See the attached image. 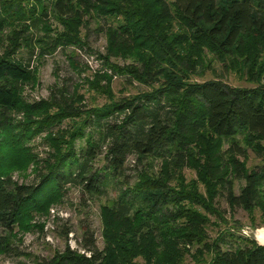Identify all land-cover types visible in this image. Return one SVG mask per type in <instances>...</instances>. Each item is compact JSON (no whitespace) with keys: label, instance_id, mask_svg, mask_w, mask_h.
Masks as SVG:
<instances>
[{"label":"rangeland","instance_id":"374dc122","mask_svg":"<svg viewBox=\"0 0 264 264\" xmlns=\"http://www.w3.org/2000/svg\"><path fill=\"white\" fill-rule=\"evenodd\" d=\"M8 2L12 9L0 14V57L30 62L35 71L33 81L22 86L21 107L5 119L0 111V177L11 176L18 183L36 184L40 173H48L61 158L78 159L89 144L102 143L93 116L167 82L221 79L231 86L264 85V35L245 39L232 54L220 58L187 29L173 8V17L165 18L158 0H146L136 20L115 9L107 18L116 28L134 24L139 34L144 33L142 26L150 24L148 28L164 36V45L174 48L176 56L160 52L145 38L133 50L112 47L105 18L96 13L81 21L67 20L55 12V0ZM33 8L37 15L49 12L48 21L32 26L27 13ZM151 62L157 65L152 78L145 75ZM132 67L142 78L129 71ZM62 90L74 104L75 114L52 102L53 92L60 98ZM201 122L202 131L190 148V166L170 172L160 159L138 160L132 155L122 176L105 179L103 195L70 187L66 194L55 191L37 198L11 232L0 231L16 250L7 254L1 246L0 264H39L67 246L76 248L83 241L85 225L92 228L101 249H118L120 264H216L220 250H235L252 241L264 245L257 237L264 230V185L262 205L250 209L230 206L226 189L231 184L240 194L247 185L246 175L264 165V136L244 130L229 140ZM92 170L103 176L109 173L105 151ZM239 172L243 177H238ZM160 180L189 196L159 205L153 225L161 235L150 237L152 225L143 224L138 215L125 222L112 219L113 205L124 192ZM117 236L126 238L121 246ZM190 237L194 240L187 241Z\"/></svg>","mask_w":264,"mask_h":264},{"label":"trees","instance_id":"16d2710c","mask_svg":"<svg viewBox=\"0 0 264 264\" xmlns=\"http://www.w3.org/2000/svg\"><path fill=\"white\" fill-rule=\"evenodd\" d=\"M145 2L146 0H55L54 10L67 20L81 21L92 13L104 17L105 32L114 48L133 50L145 38L158 46L160 52L176 56L174 48L164 45V36L148 28L150 24L144 28L142 26L145 34L137 33L132 26L134 24L119 28L110 25L107 13L112 9L122 10L136 20L137 10ZM158 3L165 18L173 17V8L185 21L187 29L220 58L232 54L239 44L245 43V39L264 35V0H158ZM9 9H12L11 3L0 0V14ZM37 12L33 8L27 13L32 26L48 21L49 12L41 11L40 15ZM156 66L155 62H151L145 68V75L152 78L151 70ZM129 71L142 78L141 72L135 68L132 67ZM34 75L30 62L22 64L0 57L2 119L21 107L22 86L31 83ZM54 93L51 95L54 104L66 112L76 113L74 104L70 103L63 90L60 98ZM93 117L101 131L102 143L89 144L78 159L76 156H72L71 160L61 158L50 166L48 173H40V181L36 184L18 183L11 176L0 177V231L11 232L29 210L28 207L40 196L49 197L55 191L66 194L70 187H81L91 195H103L105 179L109 176H122L128 158L132 155L138 160L149 157L160 159L170 172L190 166V148L202 131L201 120L208 130L225 139H233L244 130L264 136V85L231 86L221 79L191 84L167 82L161 88L130 101L125 100ZM104 151L109 168L106 176L92 170L93 162ZM259 168V171L246 175L247 185L240 194L233 192L231 184L226 187L230 206L250 209L262 205L264 165ZM238 177H243L242 172L238 173ZM151 184V187L140 184L131 192H124L113 205L111 216L114 221L125 222L132 215H138L143 219V224L152 225L149 236L156 238L161 235L158 226L153 225L159 205L183 201L189 199V196L172 190L168 181H152ZM126 187L131 186L127 184ZM195 201L203 204L198 198ZM3 237L0 233V247H3V251L7 254L15 252ZM116 239L121 246L126 238L117 236ZM193 240L190 237L187 241ZM120 261L118 249H101L97 245L94 231L89 225H85L83 241L78 247L67 246L53 257L41 259L39 264H120ZM216 264H264V245L252 241L235 250H220Z\"/></svg>","mask_w":264,"mask_h":264},{"label":"bare ground","instance_id":"6f19581e","mask_svg":"<svg viewBox=\"0 0 264 264\" xmlns=\"http://www.w3.org/2000/svg\"><path fill=\"white\" fill-rule=\"evenodd\" d=\"M257 237H258L259 241L264 244V230H259L257 232Z\"/></svg>","mask_w":264,"mask_h":264}]
</instances>
